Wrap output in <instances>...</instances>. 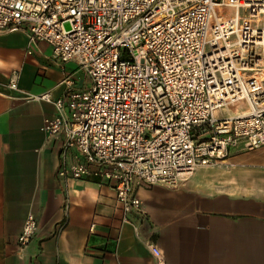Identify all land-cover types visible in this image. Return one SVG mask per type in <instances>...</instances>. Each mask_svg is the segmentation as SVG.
I'll use <instances>...</instances> for the list:
<instances>
[{
    "label": "built area",
    "instance_id": "obj_1",
    "mask_svg": "<svg viewBox=\"0 0 264 264\" xmlns=\"http://www.w3.org/2000/svg\"><path fill=\"white\" fill-rule=\"evenodd\" d=\"M19 30L93 83L37 98L58 111L43 127L63 137L58 177L113 183L126 214H144L136 185L179 188L264 149V0H0V32ZM38 228L29 214L20 251Z\"/></svg>",
    "mask_w": 264,
    "mask_h": 264
},
{
    "label": "crops",
    "instance_id": "obj_2",
    "mask_svg": "<svg viewBox=\"0 0 264 264\" xmlns=\"http://www.w3.org/2000/svg\"><path fill=\"white\" fill-rule=\"evenodd\" d=\"M92 85L49 44L0 32V264H264V156L248 167L236 156L231 170L199 169L179 188L136 185L144 214H126L113 183L58 177L63 137L43 131L58 111L37 98ZM29 214L39 228L20 251Z\"/></svg>",
    "mask_w": 264,
    "mask_h": 264
},
{
    "label": "rangeland",
    "instance_id": "obj_3",
    "mask_svg": "<svg viewBox=\"0 0 264 264\" xmlns=\"http://www.w3.org/2000/svg\"><path fill=\"white\" fill-rule=\"evenodd\" d=\"M236 156H244L245 158L244 162L246 163L245 165L248 167L251 161H255L254 159H257L260 156H264V149L252 151V152H241V151L235 152L231 155L229 161L226 164L219 166L222 167L221 170L228 171L227 168H230V170L233 169L234 164L231 163V161L232 158ZM216 168H218V166H216Z\"/></svg>",
    "mask_w": 264,
    "mask_h": 264
}]
</instances>
